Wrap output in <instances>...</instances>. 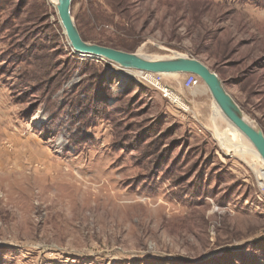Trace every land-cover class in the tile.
I'll return each mask as SVG.
<instances>
[{
	"label": "rangeland",
	"instance_id": "rangeland-1",
	"mask_svg": "<svg viewBox=\"0 0 264 264\" xmlns=\"http://www.w3.org/2000/svg\"><path fill=\"white\" fill-rule=\"evenodd\" d=\"M71 14L88 44L203 63L264 132V0ZM137 72L75 53L49 0H0V264H264V171L219 140L243 136L199 77Z\"/></svg>",
	"mask_w": 264,
	"mask_h": 264
},
{
	"label": "water",
	"instance_id": "water-1",
	"mask_svg": "<svg viewBox=\"0 0 264 264\" xmlns=\"http://www.w3.org/2000/svg\"><path fill=\"white\" fill-rule=\"evenodd\" d=\"M73 0H60L57 8L71 48L83 57L105 59L142 73L151 74H188L199 77L208 88L214 103L224 117L232 123L252 144L264 161V132L250 124L235 99L226 91L220 78L203 63L175 56L173 58L148 59L138 54L128 53L113 48L88 44L85 42L72 18Z\"/></svg>",
	"mask_w": 264,
	"mask_h": 264
},
{
	"label": "bare ground",
	"instance_id": "bare-ground-1",
	"mask_svg": "<svg viewBox=\"0 0 264 264\" xmlns=\"http://www.w3.org/2000/svg\"><path fill=\"white\" fill-rule=\"evenodd\" d=\"M59 1L60 0H49L50 4L53 5L56 8V10L58 8ZM136 74L139 77H141V78L145 75V73H142V72H137ZM161 75L163 76V75H166V74H161ZM167 75H179V74H167ZM169 96H171L174 100L178 101L180 103V105H182V103H181L182 101L180 102L179 99L175 95L169 94ZM214 105H215V107L213 108V118L216 119V117H218L220 115H221V117H224V115L221 112L220 108L215 103H214ZM244 116H245V114H244ZM245 118L255 128H258V125L254 121L250 120L246 116H245ZM219 119H220V117H219ZM228 123H230V122L228 121ZM230 125H232L246 140H248L232 123H230ZM219 136H220L219 137V140H220L221 146L225 150V153L227 155L234 156V157H238V158L240 157V158H242V159L245 160V157L244 156H250V154H252V155H254V157H255L254 159L255 160L254 161H247V162H250V166H252L254 168V170L256 168H261L264 171V161L261 159V157L259 156V154L255 150V148L252 147V144L251 143L249 144L248 141L246 142V140L243 137L240 138L241 140H236V141H233L232 142L231 140H229L228 138H226L227 137L226 134L225 135L219 134ZM246 147L249 149V151H248V149ZM259 180H260L261 184L264 186V178L259 176Z\"/></svg>",
	"mask_w": 264,
	"mask_h": 264
},
{
	"label": "built area",
	"instance_id": "built-area-1",
	"mask_svg": "<svg viewBox=\"0 0 264 264\" xmlns=\"http://www.w3.org/2000/svg\"><path fill=\"white\" fill-rule=\"evenodd\" d=\"M161 75L160 74H151V73H145V75L142 77L144 84H149L151 86L157 87L161 89L160 87V81H161ZM198 78L194 75H187V79L185 80V87L186 88H192L195 87L198 84ZM159 86V87H158ZM162 92L169 96V89L164 88L162 89Z\"/></svg>",
	"mask_w": 264,
	"mask_h": 264
}]
</instances>
